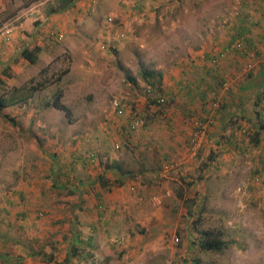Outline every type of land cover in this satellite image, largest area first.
Segmentation results:
<instances>
[{
    "label": "rangeland",
    "instance_id": "374dc122",
    "mask_svg": "<svg viewBox=\"0 0 264 264\" xmlns=\"http://www.w3.org/2000/svg\"><path fill=\"white\" fill-rule=\"evenodd\" d=\"M51 1L0 0V47L5 44L4 50L9 51V54H14V68L19 69L18 75L15 74V70L11 71V68L7 70L2 62H5L4 58L9 54L5 55L0 52V72L1 74L3 72V75L10 74L7 79L2 78L3 84L0 86V93L36 76L42 68L44 70L40 77L45 78V81L48 82L30 100L21 104L0 107V221L2 219V225L5 228L11 227L15 232L21 231L16 221L22 219L20 214L27 209L25 205L32 204L29 202L35 200L34 193L24 188L28 185L29 166H40V168L47 165L54 166V161L50 156L52 154L59 155L60 158L67 156L71 158V155H68L69 150H72V143H69L70 138L86 137L91 141L92 137L95 144L100 142L99 138H102L105 143L100 142L101 146L106 144V147L114 150L121 148L124 152L122 158L125 166L122 169L128 172L127 180L138 182L152 180L153 182L155 178L150 171L157 168L155 171L158 172L161 168V175H156V177L160 181H164L167 188L176 196L172 198L170 194L162 198L168 202L167 205L170 204L168 216L172 217L174 227L177 222L183 221L193 234L192 237L183 239L176 231L168 230L160 236L153 227L154 216L148 219L147 221H153L149 222L152 236L156 237L155 241L159 248H164L161 252L158 251L160 252L157 258L158 264H190L191 260L195 261V264H264V132L258 133L260 140L256 148H253L254 146L250 142V144L247 141L243 142L244 153L236 159H227L226 165L221 166L219 173L217 171L209 174L204 172L203 176L206 174L204 180H200V176L196 175L194 178H198L203 185L196 189V193L200 195L197 198V195L192 194L193 189L188 187L192 180L190 178L182 179L185 175H179L180 173L177 172L179 165H182L176 159L178 156L166 160L167 164L173 166L168 171L176 170L167 176L164 172L167 170L162 169V165L160 167L156 159L150 156L149 147L155 145V142L151 143L153 140L149 139L152 134L149 127L145 128L150 123L146 121V118L149 115L152 117L156 115L166 102L160 105L153 104L154 106L150 109L146 101L149 92L145 91L149 84L138 75L141 69H150L149 66L153 63L171 65L173 56L177 57L183 54V45L189 42L195 43L198 30L204 29L205 26L204 34L215 32L229 20V14H233L240 2L241 5L247 6V4H253V1L124 0V4L129 10L139 12L140 9L150 7L156 11V15L154 16L155 23L145 27H141L138 21H134L130 15H127L125 20L128 22L129 36L124 34L126 38L122 41L121 49L108 43L106 36L103 37L97 30L92 42L86 39L85 50L75 44V52L71 55L59 49L63 47V38H47L43 41L45 46H41L43 53L38 60L24 67L22 62L17 65V60L20 57L18 52L20 51L13 47H17L18 44L21 46L22 40L20 36L15 40L16 33L21 34V31L19 28L14 30L13 27L19 26L23 16L33 12L29 11L25 14L26 10L31 7H37L39 12L47 13ZM176 6L186 11L170 14L169 10ZM31 15L36 16L35 11ZM106 16L110 17V21H107ZM106 16L100 25L101 30H104L106 34L108 31L112 33V30L118 25L122 26L118 15L108 14ZM38 22L39 18L33 21L35 28L38 27ZM26 31L28 30L22 29V32ZM6 36L9 40L13 39V42H9L11 43L9 49L6 48L8 46ZM26 40L28 41V39ZM77 40L83 42L84 39ZM140 43L145 46L140 47ZM82 55L84 58L87 56L90 61L84 59ZM21 70L24 75L20 74ZM56 76L58 79H55ZM12 82L14 83L11 84ZM156 91L158 90L156 89ZM56 93L58 106L45 107L44 102L50 98L55 99ZM150 95L152 96V94ZM151 96L149 97L151 98ZM138 99L142 102L141 109H139ZM114 102L123 106L121 114H116ZM124 110L127 112L124 117L126 122L118 123L116 115H122ZM140 113H145L146 118ZM109 114L114 116L115 123H118L116 126H107L106 121ZM135 118L140 120V123L133 129H129L128 132L126 130L123 133L124 137L118 136V131L122 129L121 126H128V122ZM245 131L248 136L255 134V129L252 126L247 127ZM222 133L223 136L224 132ZM154 135L155 133H153ZM117 136L120 137V140L122 138L121 142H114V137L117 138ZM222 136L217 138L219 140L217 145L229 157L231 149L226 148L225 143L222 142ZM170 137L176 138L173 133H170ZM98 148V146L92 148L96 155L92 153V156L89 155V159L96 161L103 159ZM210 151L217 153L216 149L209 147L208 152ZM101 152L104 151L101 149ZM208 152L206 154H209ZM83 153L85 152L83 151ZM69 161L70 159L66 162L69 163ZM81 170H83L82 167ZM56 178L59 182V177ZM61 180L63 181L64 177ZM52 188H46L45 196L43 190L40 198L37 197V200L45 202L44 206L28 207L32 217H35L36 229L34 231L37 233L34 235L37 238L35 250L40 246L39 244L44 242L46 244L44 250L53 252V246L51 247L53 229L57 227L62 231V223L66 221V216L69 214V201H65V198L71 197V192L66 187ZM128 189L135 191V186L132 185V188ZM42 197L44 199H41ZM140 197L141 200L144 199L143 196ZM182 197L187 201L183 202ZM137 200L140 199L137 197ZM61 203H63L62 206H60ZM167 205H165L166 208ZM146 209V211L158 215L154 208L146 206ZM187 209L190 213L187 212ZM161 212L167 214L164 208ZM195 218L194 226L198 229H219L227 246L220 252L198 249L199 231L192 226ZM146 233L141 231L140 236L147 239ZM41 236L45 241H42ZM28 239L29 234L26 236V240ZM189 241L196 244V247H193L194 249L192 248L190 252L185 251V245ZM142 243L144 242H137V245L141 246ZM165 243L174 250L172 256H167L171 249L164 247ZM177 248H181L185 252H179Z\"/></svg>",
    "mask_w": 264,
    "mask_h": 264
},
{
    "label": "crops",
    "instance_id": "0c3cea01",
    "mask_svg": "<svg viewBox=\"0 0 264 264\" xmlns=\"http://www.w3.org/2000/svg\"><path fill=\"white\" fill-rule=\"evenodd\" d=\"M252 1L253 4L250 3L247 6L241 5L240 2L233 14H229V20L224 22L221 28L215 32L204 34L205 26L204 29L198 30L195 43L189 42L183 45V54L177 57L176 55L173 56L171 65L153 63L149 66L151 73H154L152 79L156 82L159 87L158 91L162 93L160 94L164 96L166 102L164 107L153 117L149 115L146 118L145 113H140V115H144L147 122H150L145 128L149 127L152 134L149 139L150 141L153 140L151 143L155 142V145L149 147L150 156L156 159L159 166L162 165V169L167 170L164 171L166 176L170 173L173 174L174 170L168 171L173 166L167 164L168 161L166 160L178 156L176 159L182 165H179L177 172L180 173L179 175H185L182 179L190 178L192 180L188 187L193 189L192 194L197 195V198L200 195L196 193V189H199L200 186L203 187V185L198 178L194 177L197 175L200 176V180H204L206 175L203 176L204 172L209 174L217 171L219 173L221 166L226 165L227 159H236L244 153L243 142H252L245 129L254 126L253 123L258 120H255L251 101L255 95L264 89V67L255 65L247 75H244L240 72V68L248 58H238L233 54H228L219 59L218 63L214 65L216 67H213L210 62L211 57L215 56L236 33L242 40H246L247 47L256 48L259 52L264 53V0ZM177 7L171 8L169 13L176 14L180 11H186ZM29 11H35L36 16L31 15L33 12L25 15ZM25 14L19 26L13 27L14 30L19 28L21 31V34L16 33L15 40L19 36L22 40L21 46L18 44L17 47L13 48H18V51L21 52L37 47L35 60H38L43 53L41 46H45L43 41L47 38L55 39L58 34L61 35L60 39L63 38V47L59 49L71 55L75 52V44L80 45L85 50L86 41L89 39L92 42L97 30L103 37L106 36L108 43L115 45L114 47L117 49H121L123 47L122 41L126 38L124 34H128L129 31L128 22L125 20L126 16L130 15L134 21L139 22L141 27H145L155 23L156 11L150 7L140 9L139 12L129 10L124 4V0H75L73 4L57 12L44 13L39 12L37 7H31L26 10ZM108 14L118 15L122 26L120 24L112 30V33L108 31L106 34L104 30H101L100 25L103 18ZM242 15L245 17L242 18ZM38 18V27L35 28L33 21ZM96 25L97 29L95 30ZM22 29L28 31L22 32ZM7 37L8 46L6 48L9 49L11 44L9 42H13V39L10 38L9 40ZM77 39L84 40L82 42V40ZM135 39L138 38L135 37ZM24 42L26 44H23ZM12 44L15 46L14 43ZM4 45L0 47V52L7 55L9 51L4 50ZM144 46L140 43V47ZM20 52H18L20 57L16 64L19 65L22 62L23 67L27 66L30 63L21 56ZM4 59L3 66L7 70L10 68L11 71L15 70V74H17L19 69L14 68V54H9ZM84 59L88 60L87 56ZM23 70L20 71L21 75ZM217 75L232 76L231 87L227 90L216 88L213 79ZM9 76L8 73L3 75V72L2 74L0 72V86L3 84L2 78L7 79ZM138 101L139 109H141L142 102L140 99ZM146 101L151 109L154 105L149 100ZM255 110H258V107ZM126 114L127 112L124 110L122 115H114L118 117V123H122L126 122L124 119ZM233 115L237 119L228 120L229 116ZM257 118L264 121V110L258 112ZM196 122L201 123L204 128L201 148L197 155L193 156L187 151L186 140L195 129ZM106 123H108V127L118 124L115 123L112 114L108 115ZM118 132V136L124 137L125 125L123 131ZM222 132H224V136H222ZM153 133H155L154 136ZM170 133H173L176 138L170 137ZM118 136L117 138L114 137V142L122 141V138L120 140ZM221 136L226 148L231 149L229 157L217 145L219 143L217 138H221ZM99 139L100 142H104L102 138ZM110 139L112 138L110 137ZM92 140H94L92 137L91 141L86 137L70 138L69 143H72V148L70 147L72 150H69L68 155L70 154L71 158L68 156L60 158L59 155L55 156L51 153L54 166L47 165L40 168V166L31 165L28 167V185L24 188L34 193L35 200L29 202L32 204L25 205L27 209L20 214L22 219L16 221L21 231L15 232L11 227L5 228L2 224L0 225V264H158V255L164 248H159L155 241L156 237L151 234L149 222L153 221L147 220L153 216L155 220L153 227L160 236L168 230L176 231L183 239L193 236L185 222H177L176 227H174L172 217L168 216L170 204L167 205L168 202L162 198L170 194L172 198L176 196L171 193L164 181H160L156 177V175H161V168L158 172L155 171L157 168L150 171L155 178L153 182L152 180L142 182L127 180V170L122 169L125 164L122 158L124 152L121 148L114 150L106 147V144L101 146L100 142L95 144ZM257 144L258 142L253 144V148H256ZM95 146L99 147V153L103 155V159L98 161L88 158L91 153L96 155L92 151ZM209 147L216 149L217 153L208 152ZM107 148L108 150H106ZM101 149L104 152H101ZM206 152L212 155L209 156ZM68 159H70L69 163L66 162ZM105 163H115L120 166L123 172H126L120 173L116 168L106 169ZM99 173L102 174L105 181L102 185L97 180ZM56 177H59V182ZM63 177L64 180L62 181ZM52 185L60 188L66 187L72 195L65 198V201H69V214L66 216V221L62 223L63 230L60 231L57 227L53 229V242H51L53 252H47L44 250L46 245L44 242L39 244L40 246L36 250L34 248L37 245V238L34 237L37 234L34 231L36 229L35 217H32L28 207L44 206L45 202L37 200V197L40 198L43 190L45 196L46 188L51 189ZM132 185L135 186V191H129L128 188H132ZM140 196H143L144 199L141 200ZM147 196L148 198H146ZM137 197L140 200H137ZM182 198L184 199V197ZM62 205L63 203L60 206ZM193 205L195 207V203ZM146 206L157 210L158 215L146 211ZM161 207L167 211V214L161 212ZM143 217L144 219H142ZM141 231L147 232V239L140 236ZM28 234L29 239L26 240ZM42 241H45L43 237ZM137 242L144 243L139 246ZM156 247L159 249L156 250ZM164 247L171 249L166 243ZM193 247H196L195 242L189 241L185 245V251L190 252ZM159 250L160 252H158ZM177 251L185 252L181 248H177ZM173 253L174 250L171 249L167 256H172ZM162 254L165 253L162 252ZM190 264H195V261L191 260Z\"/></svg>",
    "mask_w": 264,
    "mask_h": 264
},
{
    "label": "trees",
    "instance_id": "16d2710c",
    "mask_svg": "<svg viewBox=\"0 0 264 264\" xmlns=\"http://www.w3.org/2000/svg\"><path fill=\"white\" fill-rule=\"evenodd\" d=\"M74 1L75 0H52L51 4H49L47 12L50 13V12L60 11L64 8H67L71 4H73ZM241 17L244 18L245 15H242ZM234 35L232 36V38L230 39V41L228 43H230L231 41H233L236 38H240L239 36H237V33ZM243 42H244V44H246V40H243ZM37 51H38V48L34 47L32 50H29V51L23 50L20 53H21V56L23 58H25L29 63H32L35 60V53ZM212 65H213V67H216V66H214V64H212ZM262 67H264V66H262ZM43 70H44L43 68L40 69L37 72L36 76L28 78L27 80H25L21 84L13 85L10 88L3 91L2 93H0V107H6V106L24 103L27 100H30L35 95L36 92H38L39 90L44 88L48 82L45 81L46 80L45 78L40 77V74ZM263 70H264V68H263ZM151 72H152L151 69L143 68L140 70V72L138 74L143 81L148 82L147 84H149V85H147L146 87L149 88V90H156V89L159 90V87L157 86L156 82H154L152 79V76L154 73H151ZM249 72H247L244 75H247ZM224 77L225 76H223V75L214 76L213 82H214V85L216 86V88H220L221 81L224 79ZM55 79H58L57 76ZM149 79H150V81H149ZM151 81H153V82L151 83ZM231 85H232V82L228 88H230ZM228 88H226V90ZM263 92H264V89L262 91H260L257 95H255L251 101L252 110L254 109L253 111L255 112V114H254L255 120L258 119L253 123L254 126H252L255 129V134H254V136H250V139L252 141L251 143L254 145L257 142H259V140H260V138L258 137V133L264 132V121H262V119L260 120V118H257L258 112L261 110H264L263 109L264 108V93ZM150 94L151 93L149 92L148 100L150 101V103L160 105L161 103L160 104L157 103L155 98H152V96ZM54 96H55V99L52 98L53 101L50 98L49 100L44 102L45 107H47V106L57 107L58 106L57 98H56V97H58L57 93ZM149 96H151L152 99ZM163 103H165V99L163 100L162 104ZM258 104H259V106H258ZM256 107H258L259 111L255 110ZM117 108L118 109L120 108L119 112L122 113L123 106L118 104ZM120 113H118V114H120ZM236 119H237V117H235V115L229 116V118H228V120H236ZM126 126L127 125H125L127 132L129 131V129H133L129 126V124L127 127ZM121 128L124 129L123 126H121ZM197 128H195V129H197ZM122 129H120L121 132H122ZM189 137H190V135H189ZM90 155L92 156V153ZM211 155L212 154H209V156H211ZM114 164L115 163H113V164L105 163L104 167L106 169L116 168V170H119L120 173L126 172V171L123 172V170L120 169V166H118L116 164L114 166ZM127 174H128V172H127ZM97 180L101 185L105 183L104 178L102 177L101 173H99L97 175ZM52 187L56 188L55 185H52ZM179 196H181V194H179ZM185 201H187V200L184 199L183 202H185ZM192 208H194V207H192ZM187 212L190 213L189 209H187ZM1 221H0V225L3 224V222H1ZM195 223H196V218L194 219L192 226H194ZM194 229L199 231V238L197 239L198 249L204 250V251H211V252H220V250L222 248L227 246L226 241L221 237L222 232L219 229L206 228V229L201 230V229H198L196 226H194ZM49 257L51 258V255Z\"/></svg>",
    "mask_w": 264,
    "mask_h": 264
},
{
    "label": "built area",
    "instance_id": "2783aa9c",
    "mask_svg": "<svg viewBox=\"0 0 264 264\" xmlns=\"http://www.w3.org/2000/svg\"><path fill=\"white\" fill-rule=\"evenodd\" d=\"M105 18L107 19V21H110L109 16H106ZM60 37L61 35H57L56 39H59ZM228 54H234L238 58H242L243 56L245 58H248V60L245 61L240 68V72L243 74L251 71L255 65L264 66V54L262 52H259L256 48L247 47L246 44H244L242 38H236L230 43H227L218 51V53L215 56L211 57L210 62L216 65L219 59L223 58ZM232 80L233 77L225 76L224 79L221 81L220 89L226 90V88L230 86ZM146 91L152 94L153 98H155L157 103L162 104L164 97L158 91L149 90V88H147ZM114 105L116 106V113H120L119 112L120 108L119 109L117 108L118 102H114ZM139 123L140 120L135 118L129 122V126L131 128H134ZM195 125H196L195 127L198 128L193 130L187 141L188 150L191 154H196L197 149L200 145V141L202 138L201 136L203 135V128H204L202 124L199 122H196Z\"/></svg>",
    "mask_w": 264,
    "mask_h": 264
},
{
    "label": "clouds",
    "instance_id": "9594fccd",
    "mask_svg": "<svg viewBox=\"0 0 264 264\" xmlns=\"http://www.w3.org/2000/svg\"><path fill=\"white\" fill-rule=\"evenodd\" d=\"M60 39V38H59ZM246 74V73H245ZM147 90V87H146V89H145V91ZM116 112V111H115ZM116 114H118V113H116ZM121 114V113H120ZM196 128V127H195ZM193 132V131H192ZM191 132V133H192ZM202 138H203V136H201ZM188 138H189V136H188ZM202 138H201V140H202ZM187 141H188V139L186 140V146H187V151L189 152V150H188V145H187ZM201 141H200V145H199V147H198V149H197V152H196V154H191V155H193V156H196L197 155V153H198V151L200 150V148H201Z\"/></svg>",
    "mask_w": 264,
    "mask_h": 264
}]
</instances>
